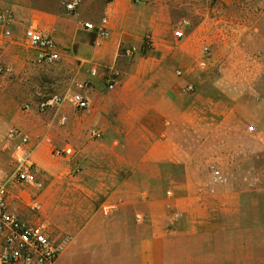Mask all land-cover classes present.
Instances as JSON below:
<instances>
[{
	"label": "crops",
	"instance_id": "obj_1",
	"mask_svg": "<svg viewBox=\"0 0 264 264\" xmlns=\"http://www.w3.org/2000/svg\"><path fill=\"white\" fill-rule=\"evenodd\" d=\"M64 2L70 0H0L1 9L14 13L10 29H24L23 37L35 26L70 43L78 68L72 79L90 101L65 137L29 133L35 141L51 138L76 150L60 163L44 144L32 157L41 188L34 190H43L42 218L71 237L55 264H264V226L240 217L257 200L251 188H263L253 197L264 196V178H251L264 164V103L256 110L243 101L225 112L205 111L183 90L190 69H181L183 78L172 72L177 63L195 61L197 42L174 48L171 24L140 15L133 0L104 6L108 39L87 31L84 24L91 22L81 16L70 20L69 35ZM146 37L152 47L143 52ZM80 44L75 54L72 47ZM94 68L97 77L90 74ZM108 74L117 76L121 98H103ZM248 121L254 131L247 130ZM91 128L100 139H90ZM213 167L223 183H212ZM8 181L10 208L25 220L38 219L22 201L25 185L13 173ZM104 207L115 211L106 216Z\"/></svg>",
	"mask_w": 264,
	"mask_h": 264
},
{
	"label": "rangeland",
	"instance_id": "obj_2",
	"mask_svg": "<svg viewBox=\"0 0 264 264\" xmlns=\"http://www.w3.org/2000/svg\"><path fill=\"white\" fill-rule=\"evenodd\" d=\"M110 1L113 0H80L77 13L73 15L65 10V4L69 2H64L62 8L69 35L70 20L74 23L75 18L81 16L85 21L100 23L105 17L104 6ZM133 3L140 15L154 16L158 23L171 24L177 39L174 48L180 47L182 41L197 42L199 53L195 61L190 66L177 63L172 72L177 76L179 70L185 67H188L186 70L190 69L188 82L195 85L194 97L202 101L205 111L213 108L220 113L225 112L243 101L250 103L251 110H256L258 104L264 103V0H133ZM6 12L13 14L14 22V13L0 8V14ZM183 21H187L190 27L185 37L178 39L175 32ZM11 31V36L7 37L0 27V174L4 179H9L13 173L15 144L7 137L11 127H18L32 135L65 137L74 115H83L67 104L63 113L69 117V122L66 126H60L59 117L52 113L41 115L35 111L29 114L23 111L26 103L35 106L42 98L54 94L72 97L81 93L79 85L72 79L76 77L78 68L70 59V43L61 44L55 38L61 59L54 64L41 63L38 53L25 45L24 29L14 28ZM206 46L211 48L212 58L207 67L201 68L199 62ZM82 48L81 44L75 45L72 51L80 54ZM102 96L107 99L121 98L116 91L107 90L103 91ZM243 110L240 109V115ZM48 122H54V125L50 126ZM245 125L249 131L254 123L248 121ZM93 129L87 130V135ZM260 143L264 146V141ZM251 178L252 181L264 178V164L251 172ZM37 182H40L39 178ZM24 188L22 201L25 205H29L34 197L39 199L43 191L36 192L34 189H41L36 185H25ZM262 189L251 188L252 200H257L249 205L248 210L246 208L243 217V214L240 215L241 220H248L252 227L264 226V196L253 197L254 191ZM40 200L43 201L42 198ZM66 206L70 208V204ZM42 214L43 207L40 218ZM42 219L48 222L55 237L62 236V232L51 222Z\"/></svg>",
	"mask_w": 264,
	"mask_h": 264
},
{
	"label": "built area",
	"instance_id": "obj_3",
	"mask_svg": "<svg viewBox=\"0 0 264 264\" xmlns=\"http://www.w3.org/2000/svg\"><path fill=\"white\" fill-rule=\"evenodd\" d=\"M79 6L80 0H75L66 3L65 10L68 14L73 15L77 13ZM12 22V13L0 14V27L7 37L11 36L10 25ZM189 27V23L183 21L178 31L175 32V36L178 39L184 38L185 30ZM84 28L95 33L98 39L106 40L110 36L106 18H103L98 24L85 23ZM24 43L29 49L38 53V61L41 63L54 64L61 59L60 49L54 37L38 27L30 26L25 30ZM151 47V39L146 37L142 51L146 52ZM133 52L134 50H128L126 55L130 56ZM211 58V48L209 46L204 47L199 67H207ZM184 73L183 70H179L177 76L183 78ZM98 74L97 68L91 70L92 77H97ZM118 83L119 80L114 74H108L105 78L106 90L109 92L115 91ZM183 90L186 93L193 94L196 87L194 84L187 82L183 85ZM67 104H70L72 108L81 113H85L90 109L89 99L82 93H78L72 97L54 94L42 98L35 106L32 103H26L23 106V111L28 114L35 111L41 115L52 113L59 117L58 124L60 126H66L69 117L63 113V110ZM250 131H254V128H250ZM89 136L91 140L95 141L101 138V133L95 129L90 132ZM7 137L15 144L12 155L13 178L17 183L24 185H35L37 183L38 171L32 157L42 145L46 144L51 147V154L55 159L73 157L76 154L73 147L60 148L54 144L51 138H46L44 141H35L28 132L18 127H11ZM224 181L222 172L213 167L212 183L218 185ZM9 185L8 179H4L0 174V264H55L69 247L71 237L67 235L55 237L48 222L39 219L42 203L37 197H34L29 207L39 220H25L13 211L9 204ZM114 211V207L103 208V213L106 216L111 215ZM174 217L179 219L180 215ZM138 220L141 219L138 218Z\"/></svg>",
	"mask_w": 264,
	"mask_h": 264
}]
</instances>
